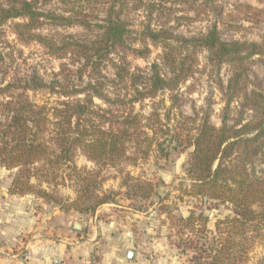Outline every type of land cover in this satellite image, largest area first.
<instances>
[{"label": "trees", "instance_id": "1", "mask_svg": "<svg viewBox=\"0 0 264 264\" xmlns=\"http://www.w3.org/2000/svg\"><path fill=\"white\" fill-rule=\"evenodd\" d=\"M181 1L185 14L219 10L214 0L200 5ZM59 2L61 11L45 9L41 0H0V168L10 172L7 193L34 194L49 202L53 197L47 188L70 185L77 196L72 206L79 213L93 214L119 196L132 211L145 212L143 205L153 204L158 184L126 168L152 161L163 169L190 149L181 166L189 183L185 194L196 204L205 201L209 209L227 212L216 221L210 239L202 213L177 218L180 230L199 235L189 243L191 260L245 264L254 246L264 241V65L262 80L249 74L251 60L264 59V25L260 42H224L215 23L192 37L175 34L168 7L173 0ZM243 7L244 20L262 22L252 17V7ZM131 13L143 20L134 24L128 20ZM180 19L189 20L186 15ZM70 28L85 35L60 32ZM7 34L60 61L49 81L36 71H15ZM148 46L162 51L160 62L147 75L138 67L131 71L128 57L146 58ZM180 49H191L190 56L206 52L212 67H229L227 85L220 87L225 104L221 126L206 118L196 125L193 118L175 113L178 88L194 72L187 57L177 53ZM164 93L171 95L168 107L152 108L148 115L135 111L136 105ZM234 103L231 123L226 112ZM77 154L95 169H80ZM109 171L120 176L118 190L102 192V173ZM158 210L167 212L163 206ZM256 264H264V255Z\"/></svg>", "mask_w": 264, "mask_h": 264}, {"label": "rangeland", "instance_id": "2", "mask_svg": "<svg viewBox=\"0 0 264 264\" xmlns=\"http://www.w3.org/2000/svg\"><path fill=\"white\" fill-rule=\"evenodd\" d=\"M41 1L45 9H54L56 11L63 9L59 0ZM173 1L174 4H168V7L173 10L172 21L175 22H172L171 26L174 27L177 35L192 37L200 32H205L215 23L224 42H260L264 25V0H214L216 5L219 6V10L199 15L193 12L185 14L183 9L187 8V6L181 0ZM201 1L196 0L197 5H200ZM246 5L255 10L252 11V17H255L258 21L262 20L261 23L256 25L244 20V15L239 12V8L245 11L243 6ZM184 15L189 20L180 19ZM128 20L137 24L143 18L141 14L131 13ZM64 31L77 36L84 34L78 28L60 30V32ZM7 35L14 51L12 65L15 71L18 73L36 71L45 81H49L52 73L58 70L60 61L45 56L35 45L23 47L17 43L11 34ZM134 37L133 34L132 39ZM133 44L134 47L143 49V46H140L136 41ZM148 47L150 52L146 58L128 57L131 71L138 67L140 71L147 75L151 65L160 62L159 56H161L162 51L155 47ZM18 50L20 52H17ZM191 52V49L188 51L185 49L177 50V53L187 57V63L193 65L194 72L184 85L179 86V91L176 94L177 111H174L177 114L181 113L186 117L193 118L196 125L206 118L210 124L219 127L225 114V104L220 93V87H226L230 77V69L227 65H222L219 69L209 65L206 52L190 56ZM263 65L264 59L261 60L256 57L251 60L249 72L251 78L257 76L258 79H263ZM104 74L111 77L112 72L107 71ZM170 96L168 93H164L155 100L145 101L141 107L136 105L135 111L148 115L151 113L152 108L162 109L163 104L168 107ZM236 111L237 105L235 103L227 109L226 114L231 123L236 118ZM177 123H181V118L178 116ZM187 124L189 127L194 126V122ZM190 151V149L186 150L174 164L164 167L165 169L157 167L152 161L140 163L137 168H126L133 176H141L142 179H150L158 184L157 197L150 200L153 204L149 205L147 202L143 205L145 212L132 211L130 203L125 201L122 196H119L114 203L99 207L93 214L79 213L72 206V202L77 197L76 192L70 188L68 183V186L60 185L47 188L46 191L53 197L52 201L49 202L34 194L23 196L25 198L22 202V208L30 216L33 213L47 216L60 212V216L55 214L48 221V225H51L48 237L60 240L61 237L67 236L71 239L70 242L72 244L65 246L69 256L63 260L62 264L100 263L99 257L103 251L102 248L107 244V240H100L99 236H94V231L100 224L108 228L117 227L122 231L121 233L125 229L132 233L133 243L125 244L120 242L119 246L121 248H119L117 258L110 256L113 253L111 249L108 250L107 248L108 251H103L105 255L109 254L107 258L110 257L112 264L117 263V260H120V264L122 262L129 264L130 261L134 262L133 264H194L191 260L194 251L189 248V243L192 240H196L199 235L197 236L194 232L188 230H180L177 226V218L187 217L190 212H194L196 215L202 213L203 216L207 217L206 231L207 237L210 239L216 221L222 219L227 212L222 209H209L208 203L205 201L196 204V199L185 194L189 183L182 172L181 166ZM75 163L80 169H95L94 165L86 161L80 154H77ZM102 176L106 179L102 185V192L118 190L117 186L120 182L118 174L114 171H109L107 173L103 172ZM10 182V172L0 168V203L7 199L5 194ZM59 206L62 207V210L59 209ZM160 206L166 208V214L158 210ZM31 217L28 219L22 218L20 221L14 222L11 220L10 223L7 222L10 220L7 217L3 220V224H0V246L3 245L4 252H7L8 249H10L9 252L12 249L18 250L20 253L18 259H20L22 264H30L32 262L29 253L35 234L44 235V230H38V232L34 233L37 221ZM75 225H79L78 230L74 228ZM18 227H22L21 232H18ZM63 227H67L68 231L64 230ZM128 252L133 253L131 259H128ZM263 255L264 241L254 246L245 264H256L257 260Z\"/></svg>", "mask_w": 264, "mask_h": 264}, {"label": "crops", "instance_id": "3", "mask_svg": "<svg viewBox=\"0 0 264 264\" xmlns=\"http://www.w3.org/2000/svg\"><path fill=\"white\" fill-rule=\"evenodd\" d=\"M7 196V199L2 203H0V224H3V220L7 217L10 219L7 221L8 223L11 222V220L14 221H20L22 218H31L35 219L37 221V227L35 228V232H38V230H44V235H36L35 239L33 241V244L30 247V256L32 262L30 264H62L63 260L66 259L69 255L68 251L66 250V245L72 244L70 241L71 239L67 236L61 237L60 240H54L51 237H48V233L51 231V225H48V221L54 217V215L60 216V212L53 213L52 215H42V214H35L33 213L31 216L23 210V200L25 197H15L12 195H9L8 193L5 194ZM10 198V199H8ZM15 199V200H12ZM12 202V203H11ZM16 202V203H15ZM15 204V205H13ZM30 216V217H29ZM45 223V224H44ZM61 224L64 226V224L61 222ZM41 225V226H40ZM15 226V224H14ZM66 226V225H65ZM113 226V225H112ZM22 227H18V232H21ZM62 228V227H61ZM64 230H67V227H63ZM95 237L99 236L100 240L105 239L107 240L106 246H103V251H108L111 249L113 253H111V257L117 258L120 242L129 244L133 243L132 233L128 229H125L123 233L118 229L117 227H106L104 225H99V227L94 231ZM1 237V235H0ZM78 244V243H76ZM108 248V250H107ZM3 245L0 246V264H22L20 262L19 256L20 253L16 249H12L11 252L10 249L7 250V252L3 251ZM103 251L100 254V263L99 264H112L111 259L107 258L109 254H104ZM129 254V252H128ZM73 259V258H72ZM120 260H117V263L113 264H120ZM122 262V261H121ZM134 262H129V264H133ZM121 264H126L122 262Z\"/></svg>", "mask_w": 264, "mask_h": 264}, {"label": "water", "instance_id": "4", "mask_svg": "<svg viewBox=\"0 0 264 264\" xmlns=\"http://www.w3.org/2000/svg\"><path fill=\"white\" fill-rule=\"evenodd\" d=\"M74 228L78 230L79 229V225H75ZM132 256H133V253L130 252L128 254V259H131Z\"/></svg>", "mask_w": 264, "mask_h": 264}]
</instances>
